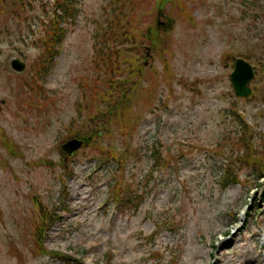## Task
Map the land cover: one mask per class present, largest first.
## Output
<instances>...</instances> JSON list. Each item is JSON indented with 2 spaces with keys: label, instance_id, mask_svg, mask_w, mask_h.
Instances as JSON below:
<instances>
[{
  "label": "rangeland",
  "instance_id": "374dc122",
  "mask_svg": "<svg viewBox=\"0 0 264 264\" xmlns=\"http://www.w3.org/2000/svg\"><path fill=\"white\" fill-rule=\"evenodd\" d=\"M163 1L75 0L43 76L34 42L54 0H25L34 6L21 17L0 0V264H76L43 250L85 264H264V156L243 169L229 159L264 144V0L254 12L244 0ZM117 14L137 17L135 46L123 47L134 132L107 67L94 69ZM238 58L255 71L243 98L231 80ZM94 88L106 100L93 99ZM77 136L89 141L65 160L61 144ZM227 161L241 184L225 189ZM52 215L60 218L41 243Z\"/></svg>",
  "mask_w": 264,
  "mask_h": 264
},
{
  "label": "trees",
  "instance_id": "16d2710c",
  "mask_svg": "<svg viewBox=\"0 0 264 264\" xmlns=\"http://www.w3.org/2000/svg\"><path fill=\"white\" fill-rule=\"evenodd\" d=\"M171 2V0H168ZM25 0H12L11 6L14 8V12L18 10L19 17L23 15V13L29 8V6L33 7V3H30L28 6L24 3ZM140 2V1H139ZM166 1L164 0L162 2V6L165 5ZM252 4L250 3L249 0H244L245 8L255 11L259 9V4L258 2L252 0ZM25 4V5H24ZM180 4V3H179ZM249 6V7H248ZM10 5H8L6 8L8 9ZM17 7V9H16ZM257 7V8H255ZM52 16L51 19L49 20V23L46 24L44 23L42 25L43 31H41V37L34 42V44H37V46H40L43 52V55L41 59H44V66H43V73L42 75L45 76L48 74L49 70L53 68L54 66V58L59 54V50L57 47H60L62 43L64 42L66 35H67V27H66V21L69 19H74L76 16V8H75V1L74 0H54V4L52 6ZM48 14H50V10L48 11ZM173 15V14H172ZM137 17L128 15L127 17L121 16L117 14V17L113 20L109 26V31H106L105 35L108 39V41L103 37L102 42H104V45L109 44L107 47L109 49V53H107L106 48L104 47L103 49H98L97 53L99 59H100V64H104L105 67H107L106 70V75L107 81L106 83L108 86L110 85L111 88H116L114 93H121L122 99L117 103L115 106L116 109L118 110L119 108H122L123 104H126V93H128V90H133V86L130 84L131 80L133 78L131 77V70L129 68H125V66L128 64L127 58L123 55L127 49H123V47L127 44V42L131 43V38H134V34L131 33L132 29L129 28L130 24H134L135 20ZM126 19V22L123 20ZM28 21V19H27ZM31 27H33L32 24H29ZM110 34V37L108 36ZM120 40L121 44L117 45L115 44V41ZM110 41V42H109ZM133 46H135V43H131ZM57 48V49H56ZM133 48V47H132ZM130 50V49H129ZM114 55V57H113ZM126 64L125 66H123ZM99 69L97 71H101V66L98 67ZM124 72H126V76L123 79H118L117 80V75L121 74L123 75ZM101 75V74H100ZM97 83V81H96ZM99 87V86H97ZM94 91H96V88H94ZM99 96L100 99L103 98L101 93H94L93 95ZM103 100H106L103 98ZM109 102V105L113 104V101H105L103 103ZM125 122L127 123V119H125ZM264 139V138H261ZM242 150V154L239 156H232L229 157L231 160V165H237V168L243 169L240 164L244 162H247L249 166H257L258 158L260 155L264 156V144L260 146V152L253 151L252 148L246 149V148H240ZM230 166V163H229ZM262 166V165H261ZM259 170V169H258ZM262 177H264V168L259 170L258 175H257V180L259 181ZM238 176L237 173L232 171L230 168L227 169V175H225V180H224V187H228L231 184H236L238 183ZM119 189L117 190V195L123 193V188H122V183L118 185ZM51 221L50 224L45 227L46 224V219L43 221V223L40 225L38 229V240L39 242H43L45 231H48L55 223V221L58 220L54 215L49 218ZM52 256L57 257L61 256L60 253H50ZM77 264H83L81 262H77Z\"/></svg>",
  "mask_w": 264,
  "mask_h": 264
},
{
  "label": "water",
  "instance_id": "95a60500",
  "mask_svg": "<svg viewBox=\"0 0 264 264\" xmlns=\"http://www.w3.org/2000/svg\"><path fill=\"white\" fill-rule=\"evenodd\" d=\"M12 69L17 73H22L26 70L27 65L15 58L11 63ZM254 77V70L252 66L242 59L236 61L235 71L232 74L233 86L238 96L244 97L248 96L251 93V89L248 87V84ZM82 142L78 140H72L69 143L63 146V149L68 153L72 154L73 152L80 149Z\"/></svg>",
  "mask_w": 264,
  "mask_h": 264
},
{
  "label": "bare ground",
  "instance_id": "6f19581e",
  "mask_svg": "<svg viewBox=\"0 0 264 264\" xmlns=\"http://www.w3.org/2000/svg\"><path fill=\"white\" fill-rule=\"evenodd\" d=\"M253 236H258V233H254ZM263 236H264V234H263ZM244 257H245V262H248V261L251 260L248 249L246 250V252L244 254ZM223 262H224L223 257H218L217 261H216V264H223Z\"/></svg>",
  "mask_w": 264,
  "mask_h": 264
}]
</instances>
